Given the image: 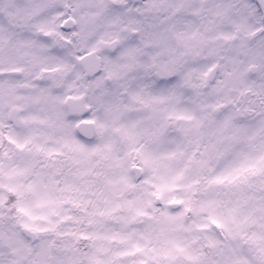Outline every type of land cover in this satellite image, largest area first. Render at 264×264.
Returning <instances> with one entry per match:
<instances>
[{
  "label": "snow or ice",
  "instance_id": "obj_1",
  "mask_svg": "<svg viewBox=\"0 0 264 264\" xmlns=\"http://www.w3.org/2000/svg\"><path fill=\"white\" fill-rule=\"evenodd\" d=\"M0 264H264V0H0Z\"/></svg>",
  "mask_w": 264,
  "mask_h": 264
}]
</instances>
